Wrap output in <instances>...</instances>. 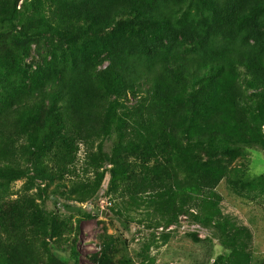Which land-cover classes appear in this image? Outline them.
<instances>
[{
    "label": "rangeland",
    "instance_id": "374dc122",
    "mask_svg": "<svg viewBox=\"0 0 264 264\" xmlns=\"http://www.w3.org/2000/svg\"><path fill=\"white\" fill-rule=\"evenodd\" d=\"M13 13L14 24H0V120L51 72L81 58L105 67L110 38L152 31L140 16L101 28L80 0H0V19ZM122 117L100 131L47 112L24 125L31 156L24 177L0 180V244L17 237L34 249L32 264H264V152L208 159L167 130L129 153L120 142L135 122ZM213 170L223 171L214 190L202 181ZM234 234L236 246H224Z\"/></svg>",
    "mask_w": 264,
    "mask_h": 264
},
{
    "label": "trees",
    "instance_id": "16d2710c",
    "mask_svg": "<svg viewBox=\"0 0 264 264\" xmlns=\"http://www.w3.org/2000/svg\"><path fill=\"white\" fill-rule=\"evenodd\" d=\"M191 2L80 0L88 18L98 20L101 28L140 16L152 31L139 40L110 38L107 66L81 58L17 98L0 120V180L26 175L22 166L31 149L20 145L19 135L45 112L51 121L99 131L111 118L130 117L133 131L128 142H120L129 153L153 144L151 137L167 130L175 141L186 135L208 159L241 157L246 149L264 152V0ZM16 21L13 13L0 24ZM15 136L17 142L12 141ZM222 170L202 177L203 185L214 190ZM120 174L111 170L113 181ZM78 215L80 222L94 218L86 212ZM237 237H228L223 245L236 246ZM72 253L79 257L74 247ZM35 257L33 248L17 244V237L0 244V264H32ZM47 264H57L56 258Z\"/></svg>",
    "mask_w": 264,
    "mask_h": 264
}]
</instances>
